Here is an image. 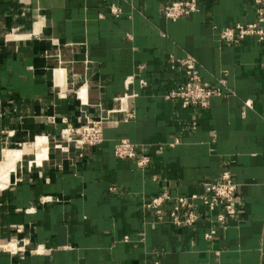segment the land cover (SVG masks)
<instances>
[{"label":"crops","instance_id":"obj_1","mask_svg":"<svg viewBox=\"0 0 264 264\" xmlns=\"http://www.w3.org/2000/svg\"><path fill=\"white\" fill-rule=\"evenodd\" d=\"M170 1L0 0V164L18 157L0 188V264H264V49L219 40L256 20L254 0H197L168 20ZM187 54L206 85L225 82L206 108L164 98L185 80L170 60ZM122 102L132 118L113 111ZM85 116L106 118L104 140L54 148ZM121 139L146 167L115 156ZM226 170L237 213L222 222L221 206L173 226L144 205L203 194Z\"/></svg>","mask_w":264,"mask_h":264},{"label":"built area","instance_id":"obj_2","mask_svg":"<svg viewBox=\"0 0 264 264\" xmlns=\"http://www.w3.org/2000/svg\"><path fill=\"white\" fill-rule=\"evenodd\" d=\"M254 4L257 15L256 20L248 23L237 22L232 26L222 28L219 32L220 41L238 43L245 37H254L262 44L264 49V0H254ZM197 9V0H171L164 8V17L168 20H177L187 13L195 12ZM110 10L116 15L119 13V9L115 6H111ZM4 40H7V35L4 36ZM175 62L183 67L185 80L179 86L167 91L164 95L166 100L177 99L183 108L190 106L206 108L213 96L223 94L224 80L220 79L218 85H206L198 73L197 61L192 55L187 54L184 57L170 60L172 66ZM142 84H145V82L142 81ZM113 111H125L127 118L134 116L127 104H123V102L118 110ZM105 122L106 118L93 119L90 116H85L76 125L65 120L64 126L60 128L58 135L53 139V146L63 153H69L71 148L83 151L85 148L99 144L104 140ZM192 126L195 128V123ZM114 154L118 158H137L136 165L139 168H144L149 163V157L145 154L139 155L136 144L127 139H121L115 145ZM31 164L32 162H30ZM35 164L37 163L35 162ZM236 189V182L232 179L231 173L226 170L222 173L220 180L213 181L205 186L203 194L188 196L160 194L152 197L144 205L154 210L158 221L167 222L173 226L193 225L200 217L197 208L201 205L211 209L221 206L223 212L217 217L222 222L226 216L237 213L234 205ZM165 211L167 212L165 213ZM212 233L213 231L206 233L205 236L209 238ZM19 249L23 248L20 247ZM13 250L18 251L17 248Z\"/></svg>","mask_w":264,"mask_h":264},{"label":"bare ground","instance_id":"obj_3","mask_svg":"<svg viewBox=\"0 0 264 264\" xmlns=\"http://www.w3.org/2000/svg\"><path fill=\"white\" fill-rule=\"evenodd\" d=\"M37 139H39V138H37ZM43 141H41L40 139L37 140V141H35V143L37 142L36 143L37 145L35 144L36 146L35 145L34 146L36 147V149H35L36 150V155H37V158H38V161H39V162H37V164L41 163V160H44L43 157H46V156H44L45 155V152H46L45 151L46 144L45 143L43 144ZM14 155L16 156L18 154H14ZM17 158L18 157L16 156L15 159H17ZM15 159H14L13 156H9L8 155L7 158L4 160V162L0 164V188H2L3 186H5V184H7V182L9 181V174L13 170V165H14L13 164V161Z\"/></svg>","mask_w":264,"mask_h":264}]
</instances>
